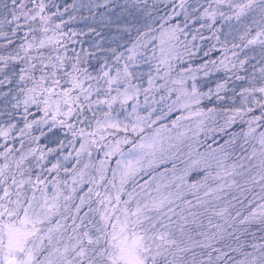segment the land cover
Instances as JSON below:
<instances>
[{
	"label": "snow or ice",
	"instance_id": "obj_1",
	"mask_svg": "<svg viewBox=\"0 0 264 264\" xmlns=\"http://www.w3.org/2000/svg\"><path fill=\"white\" fill-rule=\"evenodd\" d=\"M205 2L169 0L171 11L160 15L155 4L133 0L129 14L137 24L133 10L144 15V30L136 28L124 51L108 49L97 66L91 54L69 53L65 22L54 23L58 8L0 0V37L8 47L21 41L0 53V85L9 86L0 93V115L9 118L0 137L17 140V112L23 123L19 147L0 151V264H264V235H256L264 233V53L250 74V58H240L250 45L264 48V0ZM256 10L252 36L243 21ZM201 20L197 31L211 36L200 40L214 39L223 58L193 70L182 61L194 55L189 25ZM229 36L240 43L229 45ZM141 65L149 69L146 86ZM213 67L248 86L222 96L226 78L215 91L200 90L195 72ZM213 96L239 106H204ZM238 121L246 128L230 132ZM190 225L204 229L195 232L201 239Z\"/></svg>",
	"mask_w": 264,
	"mask_h": 264
},
{
	"label": "trees",
	"instance_id": "obj_2",
	"mask_svg": "<svg viewBox=\"0 0 264 264\" xmlns=\"http://www.w3.org/2000/svg\"><path fill=\"white\" fill-rule=\"evenodd\" d=\"M5 2H8V0H5ZM143 2L144 0H141V4ZM146 2L149 8H151L152 5L155 4L159 10L160 15L164 14L165 6H167L168 11H171V3H169V0H146ZM173 2L178 4L179 0H173ZM237 2H239V0H237ZM46 3H49L52 12L57 11V8L59 9L60 15L54 20V23H58L60 20H63L65 22L62 30L64 32H67L71 37V40L67 43L69 53H71L72 50L75 49L76 52H81L82 54H91L90 63L96 64L97 66L98 58L103 57L108 49L116 48L118 51H124L125 47L130 46L131 40L135 39L136 28H140L141 31L144 30V15L140 14L138 10H133L134 12H136V15H138L140 19V23L137 24L134 22L133 15L129 14V9L131 8L133 0H46ZM187 3L189 5H192L193 7H195L197 3L203 6H207L205 0H187ZM97 5H99V7H97ZM126 5L128 7H125ZM191 11L192 9L189 8V12ZM153 15L155 16L156 13H153ZM179 19L182 21L183 15H181ZM253 19H255L257 23L260 21L258 10L251 13L249 18L243 21L244 24L251 25L252 36H254L256 31L259 30L257 25L252 23ZM113 21H118L119 25H117L116 23H112ZM200 23H204V21L201 20L199 23H190L189 25V36L186 43H188L189 50L190 52L194 53V55H192L191 57H189L188 55H184L182 61L185 67L191 65L193 70H195L199 65H202L205 61L217 60V62H219V60L223 58L221 45L217 44L214 39L207 40L206 42L200 40L201 35L206 38L211 36V33L207 28L197 31L199 29ZM231 23L234 26H240L238 25L237 21H235V19H233ZM126 26L131 28L130 32H126L124 30ZM216 26L221 27L225 32L228 31V29L225 28L219 20L217 21ZM92 29H95V31H92ZM5 30L7 31L8 29L6 28ZM23 31L24 30L22 29L21 32L18 33V35H22ZM73 33H75V35H73ZM193 34H196L197 36V39L195 41H192ZM249 38H251V36ZM181 39L183 40V37H181ZM220 39L221 41H223L224 36H221ZM20 42L21 41L19 39H14V44L11 47H8L5 43V37H0V46H2L0 47V53L7 54L8 51H12V49L15 48ZM233 42L240 43L238 39L233 41L231 36H229V45ZM192 44L199 46L200 50L193 48ZM213 44L216 45V50L210 51V48ZM97 45H101L102 50L98 49ZM181 52L183 53V48H181ZM205 52H208L209 54L205 56ZM262 53H264V48H262L259 43H256L255 45H250L249 48L245 49L241 54V59H244L246 55L251 60V63L248 65L249 74L252 71V65H255L257 69H259V67L261 66L258 61L261 60ZM228 55H230V53H228ZM253 57L254 59H251ZM195 75L197 78L198 87L204 92H207L209 88H212L213 91H215V85L218 82L226 78L229 79L227 89L220 93L222 96L226 94L228 97H231L233 95V88H235L236 93H238L241 87L248 86L246 83H241L240 81L232 78V73L225 72L223 68L217 71L213 67L208 75H205L203 71L195 72ZM239 75L243 76L245 75V73L242 71L239 73ZM0 78H3V74H0ZM8 88L9 86L7 84L0 85V93L7 92ZM2 100L3 97L0 96V101ZM203 104L206 107H214L217 105L224 107H234L239 106V99H237L235 103H233L232 101H228V103L225 104V102L223 101H217L215 99V96H213L211 101L205 99L203 101ZM2 111H4V104L0 103V112ZM20 111L22 112V109ZM31 111L33 113L36 112L35 108L31 109ZM15 117V122L18 124V128L13 131L11 135L16 136L17 140L13 142L10 137L7 140L4 137H0V151H3V145L5 144H9L17 148L19 147L18 131L19 127L23 126V123L20 112H17L15 114ZM8 122V117L0 115V127H7ZM241 128H246V125L238 121L237 124L233 125L229 131L233 133H239L241 131ZM225 139H227V137H225ZM41 143H46V141L42 138ZM242 144V139L237 141L236 153L238 155L244 154L240 150V145ZM127 147L128 146H125V150H127ZM246 147H248V150L250 152V146ZM95 155L96 154L94 153V156ZM114 159L115 158H113V164ZM2 162L3 158L0 157V163ZM72 163H74V161H69L68 166L70 167ZM143 179H147V177L145 176ZM140 182L143 183V180H140ZM86 191L87 185H85L82 192H80L79 194H82ZM255 191L258 192L259 189L257 188ZM188 198L192 199V197ZM249 198H251L250 194ZM189 219L191 220V217H189ZM213 222L216 223L217 221L214 220ZM204 225L205 227L207 226L206 218L204 219ZM190 227L193 229L194 238L201 239V237L195 236V232L202 231L204 229H197L195 225H190ZM250 231H256V229L253 228ZM256 235L258 238L259 236L264 235V233L256 232ZM247 240L249 243L260 242L259 239L253 241L251 236L247 237ZM224 243L231 244L233 247H235V244L232 241L226 240ZM214 246L222 247V244L216 243ZM223 250L228 251L227 248H224ZM247 250L250 251L251 249L249 248ZM196 251L198 254V259H202V257L199 256L200 249L197 248ZM229 255H233V253L229 252ZM236 258H239L238 255L236 256Z\"/></svg>",
	"mask_w": 264,
	"mask_h": 264
},
{
	"label": "rangeland",
	"instance_id": "obj_3",
	"mask_svg": "<svg viewBox=\"0 0 264 264\" xmlns=\"http://www.w3.org/2000/svg\"><path fill=\"white\" fill-rule=\"evenodd\" d=\"M148 66L146 65H141L139 71L144 73V80H145V86H146V81H147V73H148ZM141 103H143V97L141 96ZM130 110V109H129Z\"/></svg>",
	"mask_w": 264,
	"mask_h": 264
}]
</instances>
